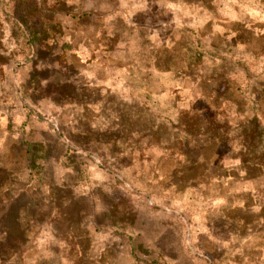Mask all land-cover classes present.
<instances>
[{"label":"rangeland","instance_id":"374dc122","mask_svg":"<svg viewBox=\"0 0 264 264\" xmlns=\"http://www.w3.org/2000/svg\"><path fill=\"white\" fill-rule=\"evenodd\" d=\"M255 116L264 0H0V264H264Z\"/></svg>","mask_w":264,"mask_h":264},{"label":"trees","instance_id":"16d2710c","mask_svg":"<svg viewBox=\"0 0 264 264\" xmlns=\"http://www.w3.org/2000/svg\"><path fill=\"white\" fill-rule=\"evenodd\" d=\"M59 31L60 27H57L56 25L53 26L50 23H43V26L41 28H33V36L35 37L37 43L40 44L43 48H49V44H47V41H51V39L55 40L59 35ZM252 121L254 123L253 130L248 134H243L241 136V139L243 142L244 150L248 149V152L252 151V153L255 154L252 155V163L255 166H260L261 164H264V148H262L263 146L261 145L264 141V127H262L261 120L257 116L253 117ZM34 146L35 148L33 150L31 148V153H29V169L30 173L33 176L41 172L43 168V165H41L38 160H45L46 158L43 152V148H41L40 146V143H35ZM247 162H250V160L245 158L244 163Z\"/></svg>","mask_w":264,"mask_h":264},{"label":"crops","instance_id":"0c3cea01","mask_svg":"<svg viewBox=\"0 0 264 264\" xmlns=\"http://www.w3.org/2000/svg\"><path fill=\"white\" fill-rule=\"evenodd\" d=\"M254 203H260V199H254ZM259 214V213H258ZM261 221V223H260ZM251 225H249V223H251ZM262 227H264V218L261 217V215L259 214L258 216H254L253 217V221H248V224L246 225V228L243 227V231H242V238L243 240H247L248 237L254 235L257 231H259ZM243 240H241V242H243Z\"/></svg>","mask_w":264,"mask_h":264}]
</instances>
